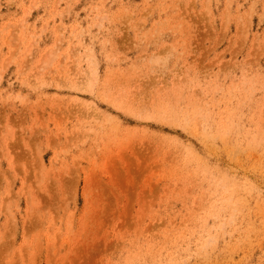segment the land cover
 Wrapping results in <instances>:
<instances>
[{
	"label": "rangeland",
	"instance_id": "rangeland-1",
	"mask_svg": "<svg viewBox=\"0 0 264 264\" xmlns=\"http://www.w3.org/2000/svg\"><path fill=\"white\" fill-rule=\"evenodd\" d=\"M0 264H264V0H0Z\"/></svg>",
	"mask_w": 264,
	"mask_h": 264
}]
</instances>
